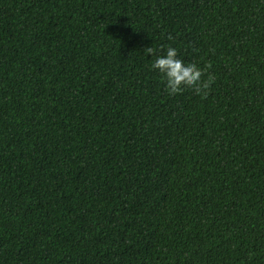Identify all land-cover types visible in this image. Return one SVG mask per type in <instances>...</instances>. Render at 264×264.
<instances>
[{"label": "trees", "instance_id": "1", "mask_svg": "<svg viewBox=\"0 0 264 264\" xmlns=\"http://www.w3.org/2000/svg\"><path fill=\"white\" fill-rule=\"evenodd\" d=\"M0 264H264V0H0Z\"/></svg>", "mask_w": 264, "mask_h": 264}, {"label": "clouds", "instance_id": "2", "mask_svg": "<svg viewBox=\"0 0 264 264\" xmlns=\"http://www.w3.org/2000/svg\"><path fill=\"white\" fill-rule=\"evenodd\" d=\"M144 51L150 54L154 49L148 47ZM150 67L162 75L169 95L182 92L184 86L193 88L198 94L207 95L206 90L212 82L211 77L202 81V69L193 62L183 61L172 46H167L162 55L155 56Z\"/></svg>", "mask_w": 264, "mask_h": 264}]
</instances>
